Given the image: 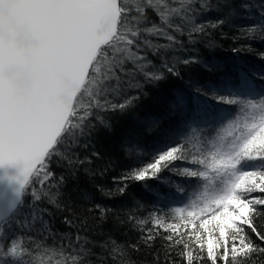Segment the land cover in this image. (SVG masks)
Here are the masks:
<instances>
[{
  "label": "snow or ice",
  "instance_id": "6c2138e0",
  "mask_svg": "<svg viewBox=\"0 0 264 264\" xmlns=\"http://www.w3.org/2000/svg\"><path fill=\"white\" fill-rule=\"evenodd\" d=\"M237 7L253 22L234 23ZM225 27L264 42V0H0V264H90L86 236L48 243L44 205L61 207L79 169L107 171L91 166L96 137L117 118L134 164L117 191L155 188L147 218H128L145 243L180 264H264V49L216 55Z\"/></svg>",
  "mask_w": 264,
  "mask_h": 264
},
{
  "label": "trees",
  "instance_id": "16d2710c",
  "mask_svg": "<svg viewBox=\"0 0 264 264\" xmlns=\"http://www.w3.org/2000/svg\"><path fill=\"white\" fill-rule=\"evenodd\" d=\"M251 3H256L257 0H249ZM238 5L240 0H235ZM242 10L237 7L236 14L233 16V22L244 24L252 23L251 20L239 19ZM255 13V9H252ZM214 18L209 14V19ZM155 19V17H153ZM223 31L227 34L226 37L219 35L214 36L220 48L215 51L216 55H231V49L245 43H251L253 52L247 53L254 56L256 50L264 49V42L259 39L253 41H233L231 37L236 34L235 28L225 27ZM154 43H164L163 39L156 40ZM203 51L204 46L199 45ZM187 72V69L184 70ZM187 79V75H185ZM156 100L155 91H149L148 95L141 99V105L144 108L151 109ZM112 124L111 131L102 130L101 135L96 137V147L104 153L102 159L93 160L92 167L97 172L107 168L103 175H91L86 173L82 168L79 169L75 176L69 177L66 181L63 194L60 197L61 207L59 209L54 206L44 205L48 207L51 213L46 219L51 220L52 228L55 231L57 239L49 240L48 243H60L58 237H74L79 234L82 237H87L90 241L89 247L91 254L89 256L90 264H166L169 259L175 260L176 264H180V257L173 253L169 258L165 255L167 249L166 242L157 237L155 240L145 243L144 235L141 226L130 221V215H136L138 218H147L148 211L152 210L153 204L145 197L153 193H147V189L143 183L130 182L126 192L121 195L117 191V185L113 182V177L121 176L127 169L134 166L133 162L121 154L119 148V139L122 131L126 127V118H117L110 121ZM179 163V162H177ZM62 174H67L62 173ZM180 180L179 177H172ZM148 184L154 185V181H148ZM103 186V191L97 186ZM190 193L192 188L188 184L183 185ZM110 193V195L105 194ZM177 197L173 198L170 203L174 206L180 204L181 201ZM143 204V207L138 206L137 202ZM99 204L101 208L107 211L102 216L100 209L94 207ZM157 208H162L163 205L157 203ZM65 218L71 221V225L65 223ZM257 224L261 229H264V220L257 219ZM145 227H151V224ZM67 242V240H65ZM115 242L118 245L116 251H112V244Z\"/></svg>",
  "mask_w": 264,
  "mask_h": 264
}]
</instances>
